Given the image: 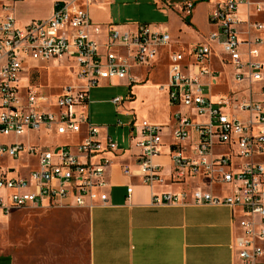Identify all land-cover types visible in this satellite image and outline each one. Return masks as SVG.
Returning a JSON list of instances; mask_svg holds the SVG:
<instances>
[{"label":"built area","instance_id":"obj_1","mask_svg":"<svg viewBox=\"0 0 264 264\" xmlns=\"http://www.w3.org/2000/svg\"><path fill=\"white\" fill-rule=\"evenodd\" d=\"M8 1L11 4L2 5L0 19V136L83 131L85 135L74 145L43 150L20 141L0 143V155L18 158L25 151L38 157V166L23 176H11L9 168L0 167V189L10 191L0 196V207L5 212L28 206L90 209L106 203L110 160L102 154L116 150L118 143L110 135L103 141L101 127L91 121L90 90L105 80L127 79L132 85L134 62L152 64L162 49L171 47L169 29L151 23L139 24L136 31L115 24L103 28L91 21L88 11L97 0L56 1L49 17L20 26L11 11L17 0ZM194 7L193 2L183 4L184 15L190 17ZM241 7L246 8L245 19ZM262 12L264 0H214L209 17L218 30L189 53L169 51V98L180 107L173 115V179L195 177L201 184L191 191H152L151 199L154 206L195 203L240 208V233L230 244L239 264H264V104L251 94L240 98L232 91L213 100L208 91L219 74L214 57L230 66L238 84L264 80V22L255 18ZM54 59L72 62L85 87L64 86L54 100L29 78L22 84L25 69ZM112 102L120 106L124 99L116 96ZM126 115L132 116L130 123L118 119L116 124L130 130L139 150L137 174L153 189L164 181L161 165L155 162L161 154L163 126L143 119L138 128L135 113L126 109ZM124 170L130 172L129 167ZM214 189L229 193L214 194ZM132 193L129 186V200Z\"/></svg>","mask_w":264,"mask_h":264},{"label":"crops","instance_id":"obj_2","mask_svg":"<svg viewBox=\"0 0 264 264\" xmlns=\"http://www.w3.org/2000/svg\"><path fill=\"white\" fill-rule=\"evenodd\" d=\"M56 1L59 0H52L51 10L47 17L53 13ZM113 1L97 0L89 5L88 11L91 21L102 25L103 28L109 24H115L122 30L136 31L139 23L121 24L114 22V17L111 13ZM204 1H206L209 7L206 19L210 30L206 34L201 33L200 30H203V28L196 24L195 19L197 14H195V17L192 14L189 17L190 23H186V16L182 10V5L186 2H193L196 6L199 0H163L160 2V7L163 8L162 11L167 18L169 17L168 13L172 12H177L181 15L176 27L169 26L167 20L157 24L169 29L172 36L171 47L162 49L152 64H136L134 62L131 71V76L134 80L132 85H129L127 79L105 80L101 85H98L126 86L129 88L127 95L125 97L121 96L124 99V104L117 106V112L126 117V124L132 120V116L126 115V109H130L137 117L136 123L138 128L143 119L163 126V145L161 154L155 157V162L161 165V174L164 181L157 182L153 186V189L143 183L142 177L137 174L139 150L135 145V141L130 136V130L126 126L120 127L116 124L122 128V132L119 137L115 138L110 133L108 126L99 125L101 127L100 136L102 140L106 141L110 135L118 143V148L102 154V156L110 160V165L106 170V179L109 182V186L105 190L108 193V201L84 211L87 215L89 248L84 264H239L232 253L230 244L233 238L240 233L239 220L242 217L240 208H231L227 205L195 203L164 204L158 206L151 204L152 191L156 193L167 191L179 192L182 190L191 191L201 184L199 178L195 177L188 178L182 182L173 179V162L171 158L174 143L173 130L175 127L173 115L180 107L172 105L169 98L168 82L170 80V68L168 53L170 50H182L189 53L196 45L205 41L211 32L218 30V26L211 22L209 17L214 0ZM98 11L107 12V18L93 19V13H97ZM239 12L241 17L245 19L246 8L241 7ZM259 15L256 14L255 18L259 19L257 18ZM2 17L3 10L0 0V19ZM32 19L39 18H31L30 20ZM26 23L22 25L18 24L23 26ZM194 30L197 31L199 39L189 44L185 37L187 32H193ZM241 30H244V26ZM174 32H177L175 34L177 37L174 36ZM214 46L217 52L221 51V45L218 41L214 42ZM262 58L264 59V46L262 47ZM188 59L192 61L193 56L188 55ZM43 63L46 62H37L35 64H37V68H40ZM160 66L166 68L167 76L165 75L163 80L157 77H146V74L150 73L152 68ZM213 66L219 72L213 86L217 84L218 77L225 70L230 72L232 76L230 66H223L218 57L213 58ZM143 68H145V73H133L134 69L142 70ZM35 70L32 69L28 73H24V76L31 81V73ZM187 70L189 72L193 71L192 69ZM243 82L248 84L261 83L256 96L253 95V92H249L248 95L251 94L255 99L264 104V80L251 83L247 80ZM213 86L208 91L213 100H218L232 91L228 89L229 91L227 90L222 96L218 95L216 97L212 93ZM162 105L165 109L163 112L155 111V108H157L156 110L161 109ZM160 112L164 114V118L160 116ZM41 133L30 132L24 135L28 139H35L36 135H40ZM53 134L56 133H45L44 135L50 136ZM84 135L85 131L78 134H64V136L76 137V140L60 144L74 145L80 142ZM0 143L10 144L13 142ZM35 143L37 142L30 141L28 144ZM185 143L188 145L187 141ZM56 145L53 144L51 146L54 147ZM36 159L37 164L31 167L30 170L38 166L37 156ZM0 167L9 168L11 176H23L30 171L21 173L17 166L10 164L5 166L3 162H0ZM25 167L27 166L24 163L23 168ZM125 167H129L130 172H125ZM129 186H133L132 198L130 200L127 198V188ZM2 190L4 193H0V196L6 197L10 193L8 190ZM211 191L218 195L229 193L226 189H214ZM8 201L6 198V202ZM24 208H33V206ZM34 208L48 209V207ZM20 209L22 208H11L9 212H5L0 207V231L5 232V235H0V264H78L73 259L65 260L63 254L49 248L47 244L48 240L58 241L60 239L59 233L52 230L48 237H37V224L33 221L29 222V235L12 242L10 239L11 233L9 232L12 230L14 223L12 217L17 216L20 213L18 211ZM82 212V210H68L70 214H82ZM72 232H74V229H72Z\"/></svg>","mask_w":264,"mask_h":264},{"label":"rangeland","instance_id":"obj_3","mask_svg":"<svg viewBox=\"0 0 264 264\" xmlns=\"http://www.w3.org/2000/svg\"><path fill=\"white\" fill-rule=\"evenodd\" d=\"M11 1V0H10ZM163 0H114L111 5V13L116 23H130V24H145V23H161L167 20L169 26L176 27L179 23L180 14L177 12L168 13V18L160 7V2ZM11 4L8 0H1V6L3 4ZM52 0H17L13 3L11 11L17 18V22L22 25L29 21L31 18L47 17L51 10ZM209 10L208 4L204 0H199L194 8V17L196 15V24L200 25L203 30L201 33L206 34L210 30V26L207 23L206 15ZM93 19L107 18V12L98 11L93 13ZM258 20L264 22V13H260ZM243 23L239 25L240 35L246 36L242 33L241 29ZM198 29L197 27H195ZM173 33V32H172ZM177 32H174V36ZM264 33V32H263ZM263 35V34H262ZM186 40L189 44L197 41L199 36L197 31L194 30L187 32ZM72 62L67 60H51L42 64V67L37 68L31 73V83L42 89L45 94L57 99L59 92L64 86H72L75 88L85 87V83L81 81L74 73L72 68ZM29 69H25L27 73ZM133 73H145V68L142 70L134 69ZM166 75V68L164 66L154 67L150 73L146 74V77H157L164 79ZM167 76V75H166ZM145 77V78H146ZM22 84L28 83L27 77L24 73L21 74ZM261 83L248 84L246 82L236 84L230 72L225 70L219 77L218 82L213 86V95H223L228 89L232 90L239 97L247 96L249 92H253L256 96L259 85ZM228 90V91H229ZM129 91L126 86H111L102 85L93 87L90 92L93 103L91 104V121L97 125H104L109 127L110 133L115 137H119L122 128L116 125L117 120L121 119L126 123L127 119L123 114L118 113L117 105L112 102V99L120 95L125 97ZM215 99V97H214ZM120 109H122L120 107ZM155 111H164L162 105L161 109ZM161 113V117L164 118V114ZM38 134V133H37ZM36 135V138L28 139L25 135H8L7 137L0 136V142H16L24 141L28 144L30 141L37 142L35 145H39L40 149H49L53 146L64 142H73L76 137L64 136V135ZM0 162H3L5 166L8 164L18 167L21 173H27L31 167L37 164V159L34 154H28L25 151H21L20 156L17 158H11L9 156L0 155ZM27 167L23 168V164ZM0 193L4 191L0 189ZM68 210H82V214H70ZM87 208H80L75 206L70 207H48V209L42 208H22L18 210L20 213L17 216H13L14 220L11 233V241L15 242L19 239H23L29 235L30 228L29 222L33 221L37 224L36 236L48 237L52 230H55L60 234L58 241L48 240L47 244L50 249L60 252L64 255L65 260L73 259L78 264H84L88 256V230H87ZM18 225V227H16ZM74 229V232H72ZM0 235H5L4 231H0ZM7 235V234H6ZM7 237V236H6ZM26 251V250H24Z\"/></svg>","mask_w":264,"mask_h":264},{"label":"trees","instance_id":"obj_4","mask_svg":"<svg viewBox=\"0 0 264 264\" xmlns=\"http://www.w3.org/2000/svg\"><path fill=\"white\" fill-rule=\"evenodd\" d=\"M186 23H190L189 17L185 18Z\"/></svg>","mask_w":264,"mask_h":264}]
</instances>
